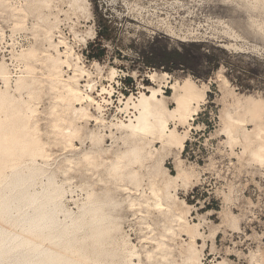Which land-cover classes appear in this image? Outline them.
Returning <instances> with one entry per match:
<instances>
[{"label": "rangeland", "instance_id": "374dc122", "mask_svg": "<svg viewBox=\"0 0 264 264\" xmlns=\"http://www.w3.org/2000/svg\"><path fill=\"white\" fill-rule=\"evenodd\" d=\"M68 1L0 0V72L8 75L7 85L0 77V95L8 94L15 114L20 106L35 109L42 151L37 173L62 188L59 219L72 217L87 194L116 204L115 226L99 243L80 232L55 251L69 264H150L147 252L155 250L150 239L163 232L167 264L185 257L194 264H264V163L249 155L259 142L257 129L264 131V110L255 120L236 111L237 99L245 97L264 106V0H80L87 9L84 14L71 11ZM46 14L48 23L54 22L52 42L62 35L71 44V60L82 70L80 84L96 99L97 104L88 107L89 116L80 110L85 102L67 107L62 94L50 89L41 55L47 42L40 16ZM70 26L78 37L72 36ZM99 31L105 49L101 61L86 57L97 53ZM62 70L65 77L72 76L67 68ZM154 72L166 74L160 85L147 79ZM185 81L204 94L193 118L169 120L176 130L170 146L147 138L159 163L155 169L161 173L162 162L169 174L180 171L173 184L174 211L188 224L178 228V223L156 216L151 202L152 208L145 198L121 189L138 187L147 196L146 170L140 171L136 187L110 171V165L125 150L117 126L136 114L132 106L125 109L127 99L137 101L140 93L159 86L171 95L169 87ZM166 105L174 107L169 101ZM74 108L79 109L72 124L75 132L66 136L60 132L69 125L65 117ZM228 115L243 119L233 128L231 140L222 133ZM182 141L175 162V147ZM140 206L149 209L144 212ZM162 223L170 232L163 231ZM190 244H195L192 249Z\"/></svg>", "mask_w": 264, "mask_h": 264}, {"label": "bare ground", "instance_id": "6f19581e", "mask_svg": "<svg viewBox=\"0 0 264 264\" xmlns=\"http://www.w3.org/2000/svg\"><path fill=\"white\" fill-rule=\"evenodd\" d=\"M68 4L74 13H86L87 9L83 1L69 0ZM31 5L33 4L31 3ZM27 10L25 11L27 12ZM47 19V14L40 16V20L45 23L46 28L45 40L47 44L45 47L43 46L41 55L44 57L47 69L46 77L50 83V89L62 94L67 107L70 106V103L85 102L86 106L81 105L80 110L84 112V115L89 116L88 107L95 106L97 104L96 99L92 94L85 92L80 84L79 77L81 76L78 73L82 70L71 60L73 57L71 44L62 35L58 36L57 43L52 42L51 31L54 28V26L52 27L54 22L53 24L48 23L49 19ZM69 29L74 38L78 37L72 26ZM86 44L87 41L84 42V46ZM62 68L71 71L72 76L65 77ZM112 71L114 69L110 73ZM0 77L7 85V73L0 72ZM162 77H166V74L160 75L154 72L147 75V79L155 85L157 83L160 85ZM169 89L172 90L171 95H166L160 86L157 88L149 87L147 93H140L137 101L131 97L127 99L125 109L132 106L136 114L128 123L120 122L117 126L122 130L121 136L125 150L121 154H116L111 160L110 171L136 186L134 184L142 176L140 171L146 170L148 175L147 196L137 186L134 191L125 185H122L121 189L124 192H133L137 197L145 198L146 205L150 202L153 205L156 216L163 217L172 224L176 222L180 228L188 224L186 219L182 218L183 215L180 216L182 213L179 212V215L174 211L177 195L173 184L180 179V171L179 175L173 176L160 162L161 173H159L155 169L159 163L153 159L154 149L149 145L147 138H154L162 146H170L176 130L169 127V120L182 122L185 119H191L192 115L195 114L194 106L204 100V94L198 93V89L196 90L190 81L172 85ZM9 98L8 94L0 95V264H60L59 261L66 259L60 256L55 248L58 246L67 247L80 232H85L87 237L95 243H99L102 236L114 228L115 218L112 216V211L116 204L107 200H92L91 195L87 194L86 202L77 208L72 217L66 218L65 214L63 218L59 219L58 213L61 212L59 200L62 188L51 178L43 179L37 173L41 167L39 161L37 162V157L42 154V151L38 145L40 135L38 123L36 120L33 121L35 109L30 105L24 108L20 106L19 113L15 114L14 107L7 102ZM168 101L174 105L172 109L167 107L166 102ZM236 103V111L243 114L242 117L246 116L255 120L264 110L261 102L254 101L249 97H245L243 100L237 99ZM78 113L79 109L74 108L67 113V116L65 115L69 125L61 130V134L73 135L75 130L72 124ZM90 117L97 123L103 122L99 116L90 115ZM242 120L228 115L227 125L222 132L223 135L231 140L234 135V132L232 135L233 128L242 125ZM56 124L57 122L52 124L55 133ZM257 130V133L254 134L259 142L255 144L249 155L257 159L258 162L264 163V131ZM183 148L184 141L176 145L175 162H177ZM85 159L88 161L91 158L85 156ZM92 165L90 164V166ZM145 178L147 179V177ZM133 199L135 200V198ZM145 207L147 206L142 207V209ZM143 216H145L144 213ZM166 224L163 225L162 223V229L167 232L169 228L166 227ZM167 225L169 226V224ZM146 227L153 233L154 229L151 225L147 226L146 224ZM163 235H165L163 232H155L154 237L150 239L155 245V250L148 251L146 255L151 261L150 264L168 263L169 259L166 258V253L169 247L163 240ZM44 241L49 242L45 244ZM65 263L69 264V261L66 260ZM176 263L194 264L195 262L192 263L190 257H185L180 263ZM196 264L201 263L196 262Z\"/></svg>", "mask_w": 264, "mask_h": 264}, {"label": "trees", "instance_id": "16d2710c", "mask_svg": "<svg viewBox=\"0 0 264 264\" xmlns=\"http://www.w3.org/2000/svg\"><path fill=\"white\" fill-rule=\"evenodd\" d=\"M106 39L108 40V38H106ZM101 40H102V34H101V31H99L97 33V41L99 42V44L97 45L98 46V51L94 55L86 54L87 58L94 59V60H97V61H101L104 58L105 49L101 45Z\"/></svg>", "mask_w": 264, "mask_h": 264}]
</instances>
